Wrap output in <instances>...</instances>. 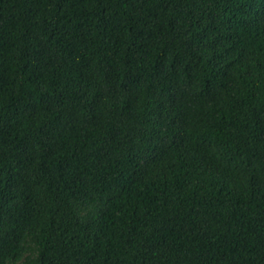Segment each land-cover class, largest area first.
I'll use <instances>...</instances> for the list:
<instances>
[{
	"label": "trees",
	"instance_id": "16d2710c",
	"mask_svg": "<svg viewBox=\"0 0 264 264\" xmlns=\"http://www.w3.org/2000/svg\"><path fill=\"white\" fill-rule=\"evenodd\" d=\"M0 264H264V0H0Z\"/></svg>",
	"mask_w": 264,
	"mask_h": 264
}]
</instances>
